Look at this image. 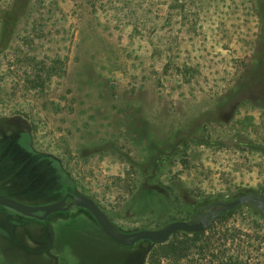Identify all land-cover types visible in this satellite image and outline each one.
Returning a JSON list of instances; mask_svg holds the SVG:
<instances>
[{
  "label": "rangeland",
  "instance_id": "rangeland-1",
  "mask_svg": "<svg viewBox=\"0 0 264 264\" xmlns=\"http://www.w3.org/2000/svg\"><path fill=\"white\" fill-rule=\"evenodd\" d=\"M66 193L127 232L264 199V0H0V194ZM225 218L260 247L257 206ZM155 245L117 244L83 208L0 206V264H147Z\"/></svg>",
  "mask_w": 264,
  "mask_h": 264
},
{
  "label": "trees",
  "instance_id": "trees-1",
  "mask_svg": "<svg viewBox=\"0 0 264 264\" xmlns=\"http://www.w3.org/2000/svg\"><path fill=\"white\" fill-rule=\"evenodd\" d=\"M18 144L28 152L32 151L28 134H21L18 138ZM231 211L217 216L203 231L196 233L178 232L168 242L158 243L151 249L147 264H162L165 261L181 264L188 259L193 264H264V261H256L257 258L254 254V251L262 254L263 236L262 239L257 236L260 244L258 249H255L254 245L246 246L248 240L245 236L250 237V235L237 226L230 227L227 225L225 216ZM201 213L198 210L192 221L200 220L199 215ZM247 247L250 249L247 250Z\"/></svg>",
  "mask_w": 264,
  "mask_h": 264
},
{
  "label": "water",
  "instance_id": "water-1",
  "mask_svg": "<svg viewBox=\"0 0 264 264\" xmlns=\"http://www.w3.org/2000/svg\"><path fill=\"white\" fill-rule=\"evenodd\" d=\"M244 204H253L264 214V199L256 193H248L233 201L222 202L215 205L216 214L210 222H207L205 217L201 218L199 221L175 220L161 228H145L134 232H127L118 227L111 220L95 199L84 194L75 195L67 193L62 199L47 204L26 203L10 196L0 194V206L10 208L25 216L37 217L40 220H46L50 215L57 212L68 211L74 206L85 208L93 214L109 238L117 244L126 247L135 246L142 242H151L153 244L166 243L178 232L196 233L203 231L208 228L215 217Z\"/></svg>",
  "mask_w": 264,
  "mask_h": 264
},
{
  "label": "flooded vegetation",
  "instance_id": "flooded-vegetation-1",
  "mask_svg": "<svg viewBox=\"0 0 264 264\" xmlns=\"http://www.w3.org/2000/svg\"><path fill=\"white\" fill-rule=\"evenodd\" d=\"M20 146V145H19ZM21 147V146H20ZM67 194V193H66ZM66 194H64V196L66 195ZM63 196V197H64ZM63 197H61L60 199H62ZM60 199H57V200H54V201H58V200H60ZM54 201H52V202H54ZM23 202V201H22ZM49 203H51V202H49ZM45 204H47V203H45ZM74 207H76V206H74ZM73 208V207H72ZM72 208H70L69 210H71ZM78 208H82V207H78ZM83 209H85V208H83ZM68 210V211H69ZM85 210H87V209H85ZM88 212H90L89 210H87ZM62 212H67V211H62ZM18 213V212H17ZM57 213H59V212H57ZM91 213V212H90ZM20 214V213H19ZM92 214V213H91ZM25 216V215H24ZM92 216H93V214H92ZM27 217H29V216H27ZM94 217V216H93ZM30 218H34V219H38L37 217H30ZM94 219L96 220V218L94 217ZM38 220H40V219H38ZM47 220V219H46ZM40 221H45V220H40ZM97 221V220H96ZM97 223H98V221H97ZM99 224V223H98ZM100 225V224H99ZM101 227V226H100ZM101 230L103 231V229L101 228ZM104 232V231H103Z\"/></svg>",
  "mask_w": 264,
  "mask_h": 264
}]
</instances>
